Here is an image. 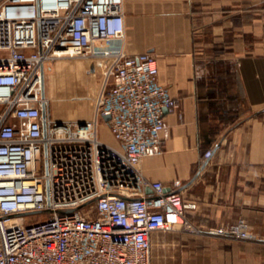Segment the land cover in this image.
Listing matches in <instances>:
<instances>
[{
    "label": "built area",
    "instance_id": "obj_1",
    "mask_svg": "<svg viewBox=\"0 0 264 264\" xmlns=\"http://www.w3.org/2000/svg\"><path fill=\"white\" fill-rule=\"evenodd\" d=\"M76 56L102 85L91 120L58 122L44 71ZM156 73L153 54L125 51L123 0H0V264H150V233L195 208L179 181L144 192L138 165L162 153L164 115L178 109ZM106 115L119 148L97 136ZM216 232L253 238L242 219Z\"/></svg>",
    "mask_w": 264,
    "mask_h": 264
},
{
    "label": "crops",
    "instance_id": "obj_2",
    "mask_svg": "<svg viewBox=\"0 0 264 264\" xmlns=\"http://www.w3.org/2000/svg\"><path fill=\"white\" fill-rule=\"evenodd\" d=\"M123 9L126 53L153 54L178 103L164 115L162 153L138 165L145 195L179 181L195 204L150 233V264H264V0H123ZM97 133L119 148L104 119ZM240 219L252 239L216 232Z\"/></svg>",
    "mask_w": 264,
    "mask_h": 264
},
{
    "label": "rangeland",
    "instance_id": "obj_3",
    "mask_svg": "<svg viewBox=\"0 0 264 264\" xmlns=\"http://www.w3.org/2000/svg\"><path fill=\"white\" fill-rule=\"evenodd\" d=\"M88 63L87 59L76 56L52 59L46 64L44 98L49 114L55 121L92 119L93 99L98 92L101 73H98L100 77L88 74ZM24 218L26 221L41 220L43 213L28 214Z\"/></svg>",
    "mask_w": 264,
    "mask_h": 264
},
{
    "label": "water",
    "instance_id": "obj_4",
    "mask_svg": "<svg viewBox=\"0 0 264 264\" xmlns=\"http://www.w3.org/2000/svg\"><path fill=\"white\" fill-rule=\"evenodd\" d=\"M90 70H91V71L93 70V64H90ZM41 96H42V98H44V84L42 85ZM42 116H43V118L46 116L45 108L42 109ZM103 119H104L105 121H108L109 116L106 115V116L103 117ZM81 122H82V121H81Z\"/></svg>",
    "mask_w": 264,
    "mask_h": 264
},
{
    "label": "bare ground",
    "instance_id": "obj_5",
    "mask_svg": "<svg viewBox=\"0 0 264 264\" xmlns=\"http://www.w3.org/2000/svg\"><path fill=\"white\" fill-rule=\"evenodd\" d=\"M43 84H44V81H43ZM45 99V98H44ZM46 101V100H45Z\"/></svg>",
    "mask_w": 264,
    "mask_h": 264
}]
</instances>
